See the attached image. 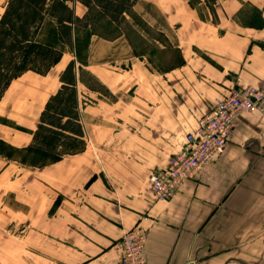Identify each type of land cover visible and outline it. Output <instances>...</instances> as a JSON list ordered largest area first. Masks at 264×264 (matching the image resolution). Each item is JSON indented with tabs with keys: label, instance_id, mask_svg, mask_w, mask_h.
<instances>
[{
	"label": "crops",
	"instance_id": "1",
	"mask_svg": "<svg viewBox=\"0 0 264 264\" xmlns=\"http://www.w3.org/2000/svg\"><path fill=\"white\" fill-rule=\"evenodd\" d=\"M65 4L70 21L47 7L0 91V145L11 150L0 148V244L26 246L20 264H118L117 242L141 226L148 264H264L263 114L243 113L225 154L172 200L149 189L216 101L264 83V0H137L118 21ZM71 62L81 151L39 130ZM36 140L75 149L61 156ZM15 151L48 156L30 168Z\"/></svg>",
	"mask_w": 264,
	"mask_h": 264
},
{
	"label": "built area",
	"instance_id": "2",
	"mask_svg": "<svg viewBox=\"0 0 264 264\" xmlns=\"http://www.w3.org/2000/svg\"><path fill=\"white\" fill-rule=\"evenodd\" d=\"M246 112L264 115V83L232 88L198 119L169 164L150 173L149 185L156 199H173L185 180L194 178L204 166L224 155L238 118ZM147 237L141 226L126 231L116 244L121 251L118 264H148L144 254Z\"/></svg>",
	"mask_w": 264,
	"mask_h": 264
},
{
	"label": "trees",
	"instance_id": "3",
	"mask_svg": "<svg viewBox=\"0 0 264 264\" xmlns=\"http://www.w3.org/2000/svg\"><path fill=\"white\" fill-rule=\"evenodd\" d=\"M65 1L51 0L50 5H48L49 0L7 1L0 18V91L10 78L16 61L26 49L31 37L32 27L40 20L47 7H49L51 15L70 21L71 14ZM80 1L87 6H98L110 19L118 21L137 0ZM60 31L63 38L68 39L69 25L67 23L61 25ZM61 80L63 84L60 90L50 97L41 114L39 130L65 139H77L79 145H84L83 131L77 118L78 111L75 109V74L72 62L62 73ZM32 145L55 154H63V151H58L37 141H34Z\"/></svg>",
	"mask_w": 264,
	"mask_h": 264
},
{
	"label": "rangeland",
	"instance_id": "4",
	"mask_svg": "<svg viewBox=\"0 0 264 264\" xmlns=\"http://www.w3.org/2000/svg\"><path fill=\"white\" fill-rule=\"evenodd\" d=\"M38 139H42V137H40ZM36 141L42 143V141H40V140H36ZM113 141H114L113 138H110L109 139V143H111ZM116 141H118V139H116ZM0 148H2L5 152L11 153V150L7 149L5 146L0 145ZM74 149L71 148V150H70V149H68V147L60 149L62 151H65V152H62L63 154H61V156L67 154V151L69 152V151H72ZM82 149H84V145L77 147V150L78 151H81ZM114 151L116 152V150H114ZM119 152L122 155H125V153L127 155H131L132 152H133V150H132V148H129V149L124 148L123 149V147H122L119 150ZM1 153H3V152H1ZM16 153H19V154H15L18 157H16V156H14V157L18 158L21 161L24 160V161L30 162L31 165H32V166H29L30 168L39 167L40 165H37L36 163L39 162V161H42L44 158H46L48 156V155H43L44 157H40L41 154L40 153H37V152H34V151H22V152H16ZM94 154L96 155V153H94ZM98 155H101L102 156V155H108V154H105V152L104 153H101L100 152V154H99V152H98ZM49 156H51V155H49ZM149 189H150V191H152L151 188H149ZM170 200H172V199H170ZM167 201H169V200H167ZM0 220L1 221H6L7 220L6 214H0ZM45 224L48 226V227H46L47 228L46 230H51L52 226H54V224H53L52 221H46ZM6 234L7 233L5 231H3L2 229H0V237L5 236ZM25 247L26 246H16L14 244L13 245H11V244H0V253H3V256L4 255H8L7 261H5L3 259V261H0V263L1 264H20L21 263L20 257H19V259H15V258H16L17 255L20 256V254L22 252H24ZM46 247L50 248L51 246H46ZM6 248L8 250H6ZM6 251L9 252V254H5Z\"/></svg>",
	"mask_w": 264,
	"mask_h": 264
}]
</instances>
